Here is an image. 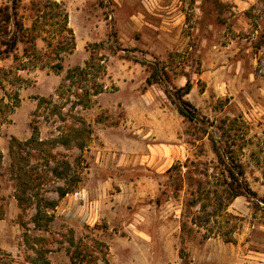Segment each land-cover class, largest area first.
<instances>
[{
  "label": "rangeland",
  "instance_id": "374dc122",
  "mask_svg": "<svg viewBox=\"0 0 264 264\" xmlns=\"http://www.w3.org/2000/svg\"><path fill=\"white\" fill-rule=\"evenodd\" d=\"M17 18L0 60V264H71L79 241L91 264H264V0H19ZM141 62L169 89L190 80L195 122ZM203 130L248 196L226 202ZM33 135L49 145L24 147Z\"/></svg>",
  "mask_w": 264,
  "mask_h": 264
},
{
  "label": "trees",
  "instance_id": "16d2710c",
  "mask_svg": "<svg viewBox=\"0 0 264 264\" xmlns=\"http://www.w3.org/2000/svg\"><path fill=\"white\" fill-rule=\"evenodd\" d=\"M19 0H11L10 5L5 4L0 7V60L8 58L17 48L18 44L22 42L23 25L17 18V6ZM141 66L147 72V78L145 80L147 86L158 85L162 88L163 93L167 99L176 107L178 114L187 119L189 122H195V113L192 105L185 100V97L190 93L192 84L190 80H186L185 84L178 89H169L170 78L164 67L159 64H146L141 62ZM77 70V69H76ZM209 137L212 145V150L216 156L217 163L223 167V171L226 173L224 181V199L227 203L232 202L237 197H246L250 192L245 183L240 179L242 177V171L238 164L232 161L231 156L226 151H221L218 142L214 140L213 136L207 131L203 130ZM48 142L39 141L38 138L33 135L26 143L24 147H29L33 151H41L43 146H48ZM82 147V146H81ZM229 160V163L226 161ZM172 170H175V174H179L180 165H174ZM29 177L33 178V173L30 172ZM180 178V176H177ZM41 175L34 177L38 180ZM181 184L176 182L175 187L180 188ZM67 194V191L60 190L58 197L62 198ZM18 200V198H17ZM196 203L195 199H191L188 202V208ZM51 207L53 203H48ZM221 205V202L218 204ZM36 215L34 216V223L37 224ZM38 226V225H37ZM69 260L71 264H82L84 259L88 257L87 262L90 264L96 262V258L92 256L91 251L85 245H81L80 241L76 244H71V248L67 250Z\"/></svg>",
  "mask_w": 264,
  "mask_h": 264
}]
</instances>
